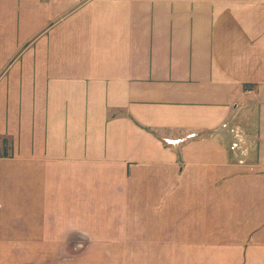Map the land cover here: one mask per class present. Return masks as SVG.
I'll use <instances>...</instances> for the list:
<instances>
[{
	"label": "crops",
	"instance_id": "0c3cea01",
	"mask_svg": "<svg viewBox=\"0 0 264 264\" xmlns=\"http://www.w3.org/2000/svg\"><path fill=\"white\" fill-rule=\"evenodd\" d=\"M63 255L264 264V0H0V264Z\"/></svg>",
	"mask_w": 264,
	"mask_h": 264
},
{
	"label": "rangeland",
	"instance_id": "374dc122",
	"mask_svg": "<svg viewBox=\"0 0 264 264\" xmlns=\"http://www.w3.org/2000/svg\"><path fill=\"white\" fill-rule=\"evenodd\" d=\"M79 256L77 255H63L62 258H59V256L56 259V256L54 259H51V264H81L82 262L84 264H103V256L102 255H90L88 256V259H80L78 260Z\"/></svg>",
	"mask_w": 264,
	"mask_h": 264
},
{
	"label": "built area",
	"instance_id": "2783aa9c",
	"mask_svg": "<svg viewBox=\"0 0 264 264\" xmlns=\"http://www.w3.org/2000/svg\"><path fill=\"white\" fill-rule=\"evenodd\" d=\"M244 144V142L242 143V145Z\"/></svg>",
	"mask_w": 264,
	"mask_h": 264
}]
</instances>
